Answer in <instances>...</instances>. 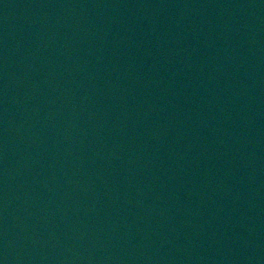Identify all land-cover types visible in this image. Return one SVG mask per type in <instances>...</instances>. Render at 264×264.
<instances>
[{
    "label": "water",
    "instance_id": "obj_1",
    "mask_svg": "<svg viewBox=\"0 0 264 264\" xmlns=\"http://www.w3.org/2000/svg\"><path fill=\"white\" fill-rule=\"evenodd\" d=\"M125 264H264V0H76Z\"/></svg>",
    "mask_w": 264,
    "mask_h": 264
}]
</instances>
